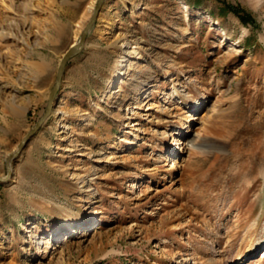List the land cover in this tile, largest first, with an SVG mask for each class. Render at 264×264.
I'll return each mask as SVG.
<instances>
[{
    "label": "rangeland",
    "instance_id": "374dc122",
    "mask_svg": "<svg viewBox=\"0 0 264 264\" xmlns=\"http://www.w3.org/2000/svg\"><path fill=\"white\" fill-rule=\"evenodd\" d=\"M96 2L0 0V176ZM11 167L0 264H264V0H103Z\"/></svg>",
    "mask_w": 264,
    "mask_h": 264
},
{
    "label": "water",
    "instance_id": "95a60500",
    "mask_svg": "<svg viewBox=\"0 0 264 264\" xmlns=\"http://www.w3.org/2000/svg\"><path fill=\"white\" fill-rule=\"evenodd\" d=\"M102 3H103V0H97L96 4L94 6V9H93V13H92L90 19L88 20L87 24L85 25L84 29L82 30V32L80 34L79 41L77 42V44H74L73 46L70 45L67 48V50L64 52V54L60 60L58 69H57L55 82H54V84H53V86L49 92L48 100H47L44 112L41 115V117L36 121V123L32 126V128L28 131V133L25 135L21 144L19 145V147L15 151L13 157H15L17 155V153L25 145V143L29 140V138L31 136H33L38 131V129L43 125V123H45L46 120L50 117L51 112H52V108H53V104H54L55 98L57 96V92H58L60 85H61V81H62V77H63L64 71H65L66 64L69 61V59H71L73 56H75L77 53H79V51L82 49L88 31L93 26V24H95V21L97 19L99 11L102 7ZM11 173H12L11 168H7V175L4 177L0 176V181L6 180L11 175Z\"/></svg>",
    "mask_w": 264,
    "mask_h": 264
},
{
    "label": "bare ground",
    "instance_id": "6f19581e",
    "mask_svg": "<svg viewBox=\"0 0 264 264\" xmlns=\"http://www.w3.org/2000/svg\"><path fill=\"white\" fill-rule=\"evenodd\" d=\"M178 2H183V0H177ZM101 10V9H100ZM100 12V11H99ZM213 25H216L215 23L213 24ZM93 26H94V24H93ZM92 28V27H91ZM91 28H90V30H91ZM89 30V31H90ZM89 31H88V33H89ZM88 33H87V35H88ZM87 35H86V37H87ZM85 40H86V38H85ZM84 43H85V41H84ZM128 46H130V50H127L126 51V55L125 56H122V58L121 59H119L117 62H116V65H115V67H114V77H116L117 75H120V73L122 72V68H123V66H124V63H126V60L125 59H127V58H132V57H135V58H137V59H141L142 58V55L135 49L136 48V45H138V43L136 42V41H129L128 43ZM132 64H131V62H129V66L127 67L128 69H131L132 68V66H131ZM144 84H146L145 83V81H141V82H139L137 85H136V87H141V86H144ZM113 86V82H111L110 83V87H112ZM24 111H25V109H24ZM13 156H14V153L13 154H11L10 155V157H9V159L7 160V168H11V170H12V167H11V159L13 158ZM69 225V227H71V225L70 224H68ZM80 228H77V229H72L73 230V234L75 233V234H77V233H79V234H81V235H83L84 234V231L85 230H83L82 231V229L81 230H79ZM39 241V243H38V245L40 246V245H46V249H45V251H43V252H47V248H49V249H52L53 248V244L48 240V238H42V239H39L38 240ZM264 245V238H262V239H260L259 240V242H258V248H260V247H262Z\"/></svg>",
    "mask_w": 264,
    "mask_h": 264
}]
</instances>
